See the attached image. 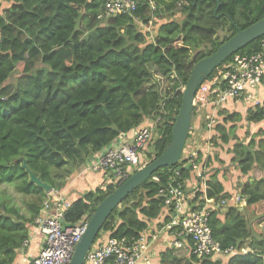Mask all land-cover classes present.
Masks as SVG:
<instances>
[{
	"label": "trees",
	"instance_id": "trees-1",
	"mask_svg": "<svg viewBox=\"0 0 264 264\" xmlns=\"http://www.w3.org/2000/svg\"><path fill=\"white\" fill-rule=\"evenodd\" d=\"M104 3L0 0V9L7 5L0 15V188L14 189L21 204L0 192V264L12 261L50 194L63 190L77 169L118 136L147 127L150 140L143 153L161 156L171 143L194 65L237 30L264 18V0H139L130 14L98 19ZM263 41L264 36L236 54L263 53ZM219 115L223 118L214 122L209 141L213 151L208 155L199 148L193 158L202 177L187 169V144L175 167L159 169L114 209L97 242L104 235L136 238L164 214L167 223L159 192L177 172L182 188L193 192V202L213 201L212 238L227 254L197 259L163 249L156 264H264V103L246 111L244 121L259 126L254 133L243 132V139L236 135L242 117ZM21 159L51 193L29 182ZM254 169L261 179H252ZM223 182L241 185L225 190ZM117 187L111 182L72 202L64 225L88 222ZM235 194L245 199V207L235 205Z\"/></svg>",
	"mask_w": 264,
	"mask_h": 264
},
{
	"label": "built area",
	"instance_id": "built-area-1",
	"mask_svg": "<svg viewBox=\"0 0 264 264\" xmlns=\"http://www.w3.org/2000/svg\"><path fill=\"white\" fill-rule=\"evenodd\" d=\"M138 1L105 0L103 13L98 19L130 14L135 10ZM263 83L264 52L235 54L213 79L199 85L193 101L194 112L204 111L207 107L220 108L228 101L246 97ZM213 124L214 121L210 118L207 127H212ZM124 135L126 137L118 139V136L107 147L93 155L82 171L103 173L108 177L107 185L111 182L120 185L154 160L143 153L150 140V129L144 127L136 129L131 136ZM194 157L195 152L191 150L187 166H190L200 179L202 172L194 164ZM175 176H178L177 172L168 180V187L159 192L165 198L164 211L169 213L167 223L156 224L154 230L147 227L136 238L101 237L87 252L84 264H153L150 245L158 242L161 237H164V249L186 251L187 255H193L197 259L226 255L212 238L209 218L215 206L213 201L207 200L202 205L193 202V192H186ZM202 182L204 185L205 181ZM205 190L204 185L202 192ZM56 197L54 201L44 202L41 213L33 222L43 241L37 257L30 264H70L75 247L85 233L87 222L77 226L64 225V212L69 205L61 196ZM233 201L239 207L245 206L246 203L240 195H236ZM26 243L24 241L22 245L26 246Z\"/></svg>",
	"mask_w": 264,
	"mask_h": 264
},
{
	"label": "water",
	"instance_id": "water-1",
	"mask_svg": "<svg viewBox=\"0 0 264 264\" xmlns=\"http://www.w3.org/2000/svg\"><path fill=\"white\" fill-rule=\"evenodd\" d=\"M264 36V18L244 30H237L236 34L224 42L212 55L200 60L192 68L190 77L182 90L181 105L172 128L171 143L157 159L132 174L126 181L109 194L98 204L93 215L87 222L84 235L75 247L70 264H84L85 256L96 241L103 223L111 213L144 181L149 179L161 168H173L181 160L186 141L192 125L193 101L195 93L205 78L226 60L245 48L251 42ZM22 166L28 173L29 182L50 193L48 185L42 183L26 167L21 159ZM190 166H187L189 169Z\"/></svg>",
	"mask_w": 264,
	"mask_h": 264
},
{
	"label": "crops",
	"instance_id": "crops-1",
	"mask_svg": "<svg viewBox=\"0 0 264 264\" xmlns=\"http://www.w3.org/2000/svg\"><path fill=\"white\" fill-rule=\"evenodd\" d=\"M257 102L258 104H256ZM262 103H264V83L261 85V87L248 93L246 97L231 102L228 101L217 109H210L207 107L204 111L194 113L192 119V135L189 138V142H188V145L190 144L189 146L191 147V150L196 149L197 151L200 148L203 151H206L208 155L211 154V152L213 151V146L212 144H210L209 141L214 136V131H213V127H207L209 123L208 118L209 119L212 118L216 124L218 121H221L223 118L221 115H219L220 112H224L225 115L233 114V113L240 115L242 117V121L244 124H241L238 127H242V126L246 127L252 132L254 127L257 128V125L246 124V122L244 121L246 116V111L251 107H254L256 105H261ZM204 123L205 126H203ZM242 130L244 129H241V132ZM119 137L118 139H121L126 136L124 134H121ZM230 146L232 147V145ZM231 147L228 146L224 147L225 153L227 152V149ZM149 157L150 159H152L153 155ZM82 168L83 166L77 169L74 175H72V177H70L67 180L65 188L60 192H58L59 194H56L57 196H61L62 199L66 203H68L69 207L72 202L79 199L82 195L89 192H94L98 189L106 188L107 185L106 182L108 181V177H105L103 173L83 172ZM253 172L254 175L255 174L260 175V178H256L255 180L261 179L263 177V174L257 169L256 170L254 169ZM189 183L190 186L195 185V183L193 182V178L190 180ZM223 184L225 186V190L229 189V187L227 188V184H229V182H223ZM199 187L201 190H203L204 185L200 183ZM56 195L50 194V198L48 200L49 201L56 200L57 199ZM236 195L237 194H235V196ZM165 216L166 215L164 214V216L160 217L157 220L149 221L150 224L148 225V227L151 230L156 229L154 226L156 224L158 225L161 222H164ZM27 228H28L27 229L28 237L26 239L27 242L26 246H23L22 245L23 243L21 244L20 248L14 252L15 256L9 264H30V262L37 257L42 246L43 238L39 233V231L34 227V225L27 226ZM103 237L106 239L108 238L106 237V235H104ZM163 238L164 237H161L158 242H155L150 245L151 246L150 253L152 256L153 264H156L158 262L159 253L165 248V242H163ZM242 253H246V251H242ZM216 258H223V257L218 256Z\"/></svg>",
	"mask_w": 264,
	"mask_h": 264
},
{
	"label": "rangeland",
	"instance_id": "rangeland-1",
	"mask_svg": "<svg viewBox=\"0 0 264 264\" xmlns=\"http://www.w3.org/2000/svg\"><path fill=\"white\" fill-rule=\"evenodd\" d=\"M6 4H4L3 6H2V8L0 9V15L3 13L2 12V10H4L5 8H6ZM166 84H163V86H165ZM167 88V87H166ZM169 90H171V86H169V88H168ZM241 124H244L243 123V121L241 122H238V123H236V126H239V125H241ZM247 125H249L248 123H246ZM256 125H258V124H256ZM259 126V125H258ZM261 126V128L264 130V123L263 124H261L260 125ZM246 127H237V130H236V135H238L240 138H244L243 136H244V133L243 132H245L246 130H248L249 131V133H254V132H256V131H254L255 129H256V127H254V129H253V131L251 132L248 128H246ZM241 129H244V130H242V132H241ZM188 142H189V138H188V140H187V142H186V145L188 144ZM186 147V146H185ZM229 168H232V167H229ZM207 175V174H206ZM206 175H204V176H206ZM256 178H260V175L259 174H255L254 175V172L252 173V179H256ZM239 185H241V184H237V183H235V182H233V183H229V184H227V187H232V189H234V190H236L237 189V187L239 186ZM230 189V188H229ZM232 189H230V190H232ZM0 192H4L5 194H7V195H9L12 199H14V202H15V204H16V206L17 207H20L21 206V204H20V198H19V196L18 195H16L14 192V189H12V188H10V187H6V186H2L1 188H0ZM221 212H224L225 211V208H223L222 210H220ZM179 252V254L182 252V254L185 256L186 254L184 253V251H178Z\"/></svg>",
	"mask_w": 264,
	"mask_h": 264
},
{
	"label": "clouds",
	"instance_id": "clouds-1",
	"mask_svg": "<svg viewBox=\"0 0 264 264\" xmlns=\"http://www.w3.org/2000/svg\"><path fill=\"white\" fill-rule=\"evenodd\" d=\"M193 113H195L194 110H193ZM192 119H193V118H192ZM208 120H209V119H208ZM191 129H192V125H191ZM191 129H190V132H191ZM190 132H189V134H190ZM188 136H189V135H188ZM187 140H188V139H187ZM186 142H187V141H186ZM185 146H186V144H185ZM185 149H186V147H184V151H185ZM184 151H183V152H184ZM194 151L196 152V150H194ZM205 152H206V151H205ZM208 152H209V151H208ZM120 185H121V184H120ZM120 185H119V186H120ZM50 193H51V192H50ZM245 202H246V201H245ZM245 204H246V203H245ZM243 207H244V206H243ZM241 208H242V207H241ZM187 256H189V255H187Z\"/></svg>",
	"mask_w": 264,
	"mask_h": 264
}]
</instances>
